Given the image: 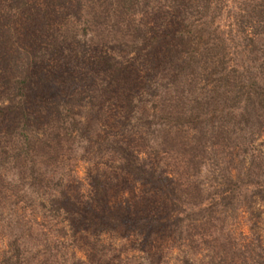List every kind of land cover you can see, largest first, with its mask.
Returning a JSON list of instances; mask_svg holds the SVG:
<instances>
[{
  "label": "trees",
  "instance_id": "16d2710c",
  "mask_svg": "<svg viewBox=\"0 0 264 264\" xmlns=\"http://www.w3.org/2000/svg\"><path fill=\"white\" fill-rule=\"evenodd\" d=\"M71 2L75 21L62 30L70 32L72 40L95 32L101 39L118 38L126 54L135 53L146 42L149 65L155 72L148 124L155 135L152 155L173 153L166 146L175 137L174 146L179 149L175 154L187 176L190 169L200 175L205 168L209 174L210 185L196 187L197 200L191 203L189 193L176 200L179 211L174 234L171 230L177 251L174 264H264V250L251 237L241 239L242 235L225 230L227 220L235 219L251 204L264 206V0ZM143 16L149 27L144 26ZM158 62L164 66L156 69ZM28 79H15L12 101L21 108ZM55 103L48 123L32 122L22 109L14 126L0 136V199L7 192L39 190L45 193L40 206L48 208L47 218L53 221L50 229L43 224L37 229L43 243L36 249V264H48L43 257L75 234L63 217L65 198L60 181V187L51 188V177L39 172L37 162V158L57 152L50 141H61L60 134L81 133L73 110L66 103ZM46 130L54 133V139ZM5 166L15 171L18 184L13 192L10 183L3 181ZM95 184L101 192L99 181ZM100 194L104 199V193ZM150 226L152 233L154 226ZM12 228L6 226L11 239L0 264L31 263L22 229L13 235ZM68 264L85 263L72 254Z\"/></svg>",
  "mask_w": 264,
  "mask_h": 264
},
{
  "label": "rangeland",
  "instance_id": "374dc122",
  "mask_svg": "<svg viewBox=\"0 0 264 264\" xmlns=\"http://www.w3.org/2000/svg\"><path fill=\"white\" fill-rule=\"evenodd\" d=\"M74 13L71 0H0V136L14 126L22 109L32 122L48 123L56 101L73 110L81 127L80 134H60V142L46 130L57 152L37 158L39 172L52 179L50 187H60V181L65 224L75 231L43 259L48 264H68L73 254L85 264H174L176 200L184 193L192 194L191 203L197 200L196 187L210 185L209 174L205 168L200 175L190 169L187 176L179 166L173 135L166 146L173 153L152 155L155 135L148 124L155 72L146 42L126 54L118 38L101 39L95 32L72 40L62 27L74 23ZM163 66L155 64L156 69ZM15 79H28L24 108L12 101ZM33 127L40 130L35 123ZM15 177V171L5 166L3 181L10 183L12 192L18 184ZM43 195L34 189L3 193L0 258L11 239L9 224L13 235L22 229L24 249L33 259L29 264L38 263L36 249L43 240L37 229L41 224L49 229L53 225L48 208L40 206ZM225 230L242 235L241 239L251 237L264 250V206L251 204L227 220Z\"/></svg>",
  "mask_w": 264,
  "mask_h": 264
}]
</instances>
